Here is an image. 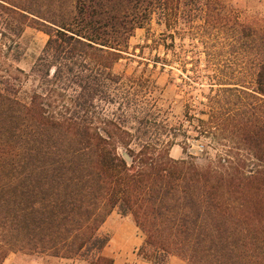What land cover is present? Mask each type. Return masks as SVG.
I'll list each match as a JSON object with an SVG mask.
<instances>
[{"label": "trees", "instance_id": "16d2710c", "mask_svg": "<svg viewBox=\"0 0 264 264\" xmlns=\"http://www.w3.org/2000/svg\"><path fill=\"white\" fill-rule=\"evenodd\" d=\"M244 3L0 0L2 249L115 264L117 212L149 264H264V17ZM28 27L48 36L29 73ZM127 58L166 87L116 75Z\"/></svg>", "mask_w": 264, "mask_h": 264}, {"label": "rangeland", "instance_id": "374dc122", "mask_svg": "<svg viewBox=\"0 0 264 264\" xmlns=\"http://www.w3.org/2000/svg\"><path fill=\"white\" fill-rule=\"evenodd\" d=\"M244 1L245 0H238L239 5L241 6L245 5ZM261 4H262V0H261ZM247 5L249 6L250 9L249 15H254L256 12H258L264 17V8L262 7V5L258 6L256 0H248ZM151 33L155 35H159L161 33V29L154 23L151 27ZM146 36H147V30L145 29H140L136 32L135 36L130 40L131 53L135 51L137 46L143 45L145 43ZM47 40H48V36L44 32L39 31L32 27L26 28L22 39L23 46L25 49V55L22 62L19 64V66L25 72L29 73L31 71V68L35 60L40 55ZM136 53L139 54V50H137ZM130 57L132 56L130 55ZM134 60H139V58L133 60H130L129 58L120 60L115 65L113 72L116 75L123 76L125 80L129 79L130 77L140 78V76H143L145 77L144 79H146V81H152L156 83V85L159 86L160 88L166 87L170 68H166L165 70H163L161 66H158L157 69H153V66L150 65L149 68L151 70L146 71L144 70V67L146 66L142 65L141 68H138L139 64L137 61ZM31 85L32 82H29L28 86L30 87ZM210 152H211V156L214 157L216 152L214 150H211ZM170 154L175 159L185 158L183 148L179 144H176L172 147ZM196 162L200 165L207 164V161L203 156H198L196 158ZM124 218L125 217H122L117 212H113L110 215V217L107 219L104 226L102 227V233L108 234L111 237H113V233L116 232L123 224H125ZM0 249H2L1 246ZM116 249H117L116 245H114L111 242L110 246L106 249L105 253L106 255L114 258V255H116V251H115ZM13 253L26 255L21 252L13 251V248L10 246H4L1 255L7 254L8 257L10 254ZM28 256L41 257L38 255H28Z\"/></svg>", "mask_w": 264, "mask_h": 264}, {"label": "crops", "instance_id": "0c3cea01", "mask_svg": "<svg viewBox=\"0 0 264 264\" xmlns=\"http://www.w3.org/2000/svg\"><path fill=\"white\" fill-rule=\"evenodd\" d=\"M264 8V0H262ZM123 224L113 233L112 243L116 245L115 264H149L137 256L138 249L144 242L143 234L138 230L130 217H125ZM52 264H85L80 260H52ZM2 264H47L43 257H35L21 254H10L4 259ZM168 264H187L177 256H171Z\"/></svg>", "mask_w": 264, "mask_h": 264}, {"label": "water", "instance_id": "95a60500", "mask_svg": "<svg viewBox=\"0 0 264 264\" xmlns=\"http://www.w3.org/2000/svg\"><path fill=\"white\" fill-rule=\"evenodd\" d=\"M124 156H125V158L129 161L130 160V157H129V155L127 154V153H124Z\"/></svg>", "mask_w": 264, "mask_h": 264}]
</instances>
